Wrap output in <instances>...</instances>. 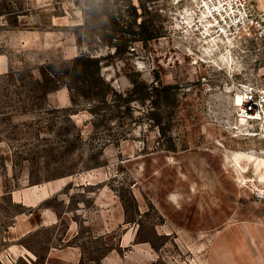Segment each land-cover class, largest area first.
Segmentation results:
<instances>
[{
    "label": "rangeland",
    "instance_id": "obj_1",
    "mask_svg": "<svg viewBox=\"0 0 264 264\" xmlns=\"http://www.w3.org/2000/svg\"><path fill=\"white\" fill-rule=\"evenodd\" d=\"M133 4L162 35L117 51L72 0H0V264H264V137L234 101L264 49L212 39L201 0ZM132 80L158 87L101 101Z\"/></svg>",
    "mask_w": 264,
    "mask_h": 264
},
{
    "label": "trees",
    "instance_id": "obj_2",
    "mask_svg": "<svg viewBox=\"0 0 264 264\" xmlns=\"http://www.w3.org/2000/svg\"><path fill=\"white\" fill-rule=\"evenodd\" d=\"M63 3V0H58ZM75 5L83 10L84 22L78 24L80 28L85 30L88 35L91 31L96 32V36L105 44L116 45L119 48L127 47L131 42L141 40L148 42L162 35V30L157 28L153 19H142L138 22L137 8L133 4V0H72ZM129 1V2H128ZM78 42L81 41V32H76ZM76 60H86L85 65L89 66V61H99L98 57L92 56L88 52L82 51L76 56ZM88 69V68H87ZM133 87L126 93L110 87L103 94L102 102L110 103L119 101L117 106L125 105L131 107L134 101H144L153 95L154 89L158 85L148 84L145 80H132ZM172 84L161 86V91L165 94L163 103L173 105L176 98H171ZM72 93V87L69 86ZM112 96V99H109ZM113 96L115 98L113 99ZM113 102V103H114ZM158 100L151 101V106H155ZM154 103V104H153Z\"/></svg>",
    "mask_w": 264,
    "mask_h": 264
},
{
    "label": "built area",
    "instance_id": "obj_3",
    "mask_svg": "<svg viewBox=\"0 0 264 264\" xmlns=\"http://www.w3.org/2000/svg\"><path fill=\"white\" fill-rule=\"evenodd\" d=\"M238 3L239 22H247L243 35H249V42L258 49H264V3L260 0H232ZM237 25H232L235 30ZM244 100L238 106V115L255 125L264 123V80L253 78L242 84Z\"/></svg>",
    "mask_w": 264,
    "mask_h": 264
},
{
    "label": "bare ground",
    "instance_id": "obj_4",
    "mask_svg": "<svg viewBox=\"0 0 264 264\" xmlns=\"http://www.w3.org/2000/svg\"><path fill=\"white\" fill-rule=\"evenodd\" d=\"M211 1L212 2L215 1V5H213V7L211 6L212 4ZM260 1L262 2V4L264 3V0L263 1L260 0ZM236 4L237 2L232 0H201V5L205 8L203 11L204 15H202V17L205 16L209 18L208 22L205 23L202 21V24L204 26H208L209 24L212 25L213 28L209 30L210 35H213L212 39L219 37L221 34L225 35L228 32V30H230L229 28H226L223 25V23L226 24L227 22V26L229 27L232 26L233 24L237 25L236 28H238L240 25L244 23H247L246 21L239 22L241 21L239 19L240 9L239 6ZM186 18H187V22H191L189 16ZM243 100H244V90L237 92L234 97V101L237 106L242 104ZM238 121L239 123L237 128L241 131V133L250 134V135H262L264 137V123H262L261 125H256L259 127L258 131H253V129H251L253 125L248 120L241 118L238 115Z\"/></svg>",
    "mask_w": 264,
    "mask_h": 264
},
{
    "label": "crops",
    "instance_id": "obj_5",
    "mask_svg": "<svg viewBox=\"0 0 264 264\" xmlns=\"http://www.w3.org/2000/svg\"><path fill=\"white\" fill-rule=\"evenodd\" d=\"M54 257H55L54 252L50 251V252L48 253V256L46 257V260L44 261L43 264H49V263H50V259H51V258H54ZM32 259H36V258L32 257ZM30 261H31V260H30ZM31 262H32V261H31Z\"/></svg>",
    "mask_w": 264,
    "mask_h": 264
}]
</instances>
